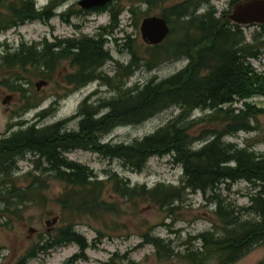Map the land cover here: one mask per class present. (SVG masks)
<instances>
[{
  "label": "trees",
  "instance_id": "obj_1",
  "mask_svg": "<svg viewBox=\"0 0 264 264\" xmlns=\"http://www.w3.org/2000/svg\"><path fill=\"white\" fill-rule=\"evenodd\" d=\"M65 1L52 0L38 8L34 0H0V32L28 22L49 23ZM168 1L141 2L158 7ZM210 1L185 0L163 10L161 16L171 28L168 38L160 45L149 46L145 58L133 50L130 40L132 60L126 66L118 63L112 77L100 73L112 61L111 53L105 48V29L97 39L44 40L31 46L22 44L15 52L2 51L4 47L0 45V67L33 69L38 78L50 82L61 63L69 62L73 72L64 80L72 91L97 80L117 91L116 97L99 106L91 103L93 95L88 97L73 120L48 126H23L0 139V217L6 212L22 222L25 206L42 202L51 182L62 187L55 203L61 208L64 225L46 238L41 237L15 264H28L41 254L69 244L77 245L80 252L66 264L87 260L86 252L93 245L76 231L78 221L88 218L105 227L111 217L126 215L120 202L106 198L108 189L134 207L148 205L171 212L190 193L200 192L208 201L215 200L220 232H205L191 238L200 242V247L176 253L165 240L149 233L144 236V243L154 246L162 261L177 257L187 264H209L212 256L219 264H235L254 246L264 244V155L225 142L226 137L258 130L264 118V107L247 102L264 97V72L252 64V60L264 53V24L253 41L247 43L242 26L228 17H218L214 10L198 14L199 8ZM113 7L109 3L90 10L70 8L61 17L68 22L76 14L110 11L116 27L121 11ZM130 11L136 12L133 8ZM181 58L188 60V65L170 77L152 79L132 88L127 86V80L142 63L153 70ZM241 101L243 107H236ZM40 105V101L36 103L33 97H26L24 109H36ZM172 107L179 108L180 113L154 133L130 144L102 142L114 129L140 125ZM197 110L204 111L206 116L193 118ZM49 113L43 111L38 118L44 119ZM77 119V129H69V123ZM194 131H200L199 136H194ZM73 150L118 159L124 168L136 173L146 168L150 158L171 155L175 164L182 167L183 178L179 185L159 183L152 188L132 185L117 173L101 180L89 167L65 157ZM28 154L35 160L32 171L24 176L27 185L22 187L15 175L19 160ZM239 181L255 186L249 211L257 214L258 220H242L237 215L240 211L220 199L217 190L222 185ZM97 233L94 243L105 237L101 230Z\"/></svg>",
  "mask_w": 264,
  "mask_h": 264
},
{
  "label": "rangeland",
  "instance_id": "obj_2",
  "mask_svg": "<svg viewBox=\"0 0 264 264\" xmlns=\"http://www.w3.org/2000/svg\"><path fill=\"white\" fill-rule=\"evenodd\" d=\"M34 1L38 8H42L52 0ZM79 1H65L57 9V16L49 23L28 22L0 32V45L4 47L2 51L15 52L22 44L31 46L40 44L44 40L55 42L83 37L97 39L105 29L106 35L104 34L103 37L107 41L105 48L111 53L112 61L106 63L100 73L112 77L115 75L118 63L126 66L132 60L129 51L130 40L133 41L131 44L133 50L137 51L140 57L145 58L147 55L149 46L142 40L140 31L143 19L161 16L163 10L171 9L185 0H169L158 7H148L141 2L142 0H116L112 2L113 8L121 11L118 17L119 24L116 27L110 11L80 13L71 16L68 22L63 20L61 15L66 14L70 8L79 10ZM235 1L237 0H211L209 4L199 8L198 14L214 10L218 17H227L231 14ZM132 8L136 11L135 14L130 11ZM242 30L249 43L253 41L254 35L261 32V27L259 24L248 25L242 26ZM252 64L259 72H264V53L258 59L252 60ZM187 65L188 60L184 58L168 61L153 70H149L142 63L134 75L127 80V86L132 88L152 79H165ZM72 72L69 62H62L53 80L47 82L38 78L33 69L8 70L6 67H0V139L9 137L23 126L28 127L33 124L48 126L68 119L73 120L81 104L92 95L91 103L95 106L117 96V91L98 80L72 91L64 80L65 76ZM38 84L41 85L39 89ZM26 97H33L36 103L40 101V107L25 110ZM4 101L6 104H3ZM247 102L264 107V97H255ZM243 104L241 101L235 106L241 108ZM46 110L50 111L48 116L44 119L38 118L39 114ZM179 113V108L172 107L140 125L118 127L104 136L102 142L130 144L154 133ZM206 114L202 110H197L193 113V118H201ZM78 122L79 119L71 121L68 128L77 129ZM260 122L258 130L240 132L226 137L225 142L235 144L239 148H248L258 155H264V118H261ZM199 134L200 131L193 132L194 136ZM65 157L89 167L101 180H106L110 173H117L120 177L129 180L132 185H147L152 188L159 183L179 185L183 178L182 167L175 164L171 155L150 158L141 173L124 168L118 159H106L91 151L73 150L67 152ZM34 160L35 157L32 154L19 160L15 175L19 178L17 182L19 186L27 185L24 176L32 171ZM50 186L42 202L38 200L36 203L25 206L22 213L24 221L21 222L11 214L2 212L0 264H15L31 246L40 242L41 237L46 238L47 234L55 232L64 225L61 219V208L55 203V197L62 191V187L58 182H51ZM217 192L223 203L235 208L237 212L240 211L237 215H241L242 220H258L257 214L249 211L252 206V196L256 192L255 186L246 181H239L222 185ZM106 198L109 201L120 202L126 215L111 217L109 224L105 227L104 224L88 218L79 220L76 231L85 236L93 246L86 252L87 260H81L75 264H187L182 258L177 257L170 261L160 260L155 247L144 243V236L149 233L159 237L165 240L166 244L170 243L176 253H185L188 249L201 245L200 242H194L191 238L205 232H220L215 216L217 204L215 200L208 201L200 192L190 193L184 203L176 204L172 212L148 205L134 207L120 200L109 189ZM98 230H101L105 237L101 242L94 243L97 240ZM79 252L77 245L69 244L48 254H41L28 264H66ZM209 264H219L218 259L211 256ZM235 264H264V244L254 246Z\"/></svg>",
  "mask_w": 264,
  "mask_h": 264
},
{
  "label": "water",
  "instance_id": "obj_3",
  "mask_svg": "<svg viewBox=\"0 0 264 264\" xmlns=\"http://www.w3.org/2000/svg\"><path fill=\"white\" fill-rule=\"evenodd\" d=\"M116 0H80L78 5L83 10L104 7ZM235 24L247 26L252 24H264V0H241L234 5L233 12L228 16ZM142 40L148 46L162 44L169 36L171 28L167 20L162 16H150L144 18L141 27ZM44 84V82H43ZM40 84L37 85L38 89ZM6 104V101L3 102ZM56 222V220L54 221Z\"/></svg>",
  "mask_w": 264,
  "mask_h": 264
},
{
  "label": "flooded vegetation",
  "instance_id": "obj_4",
  "mask_svg": "<svg viewBox=\"0 0 264 264\" xmlns=\"http://www.w3.org/2000/svg\"><path fill=\"white\" fill-rule=\"evenodd\" d=\"M239 1H241V0H237V1H235L234 2V4L232 5V12H233V8H234V5L236 4V3H238ZM231 12V13H232ZM230 15V14H229ZM229 15H227V17L229 16ZM229 19V18H228ZM233 23V22H232ZM252 25H255V24H252ZM241 26H243V25H241ZM248 26V25H247Z\"/></svg>",
  "mask_w": 264,
  "mask_h": 264
}]
</instances>
